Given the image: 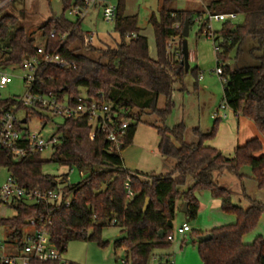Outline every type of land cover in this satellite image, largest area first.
Here are the masks:
<instances>
[{"label": "trees", "instance_id": "trees-1", "mask_svg": "<svg viewBox=\"0 0 264 264\" xmlns=\"http://www.w3.org/2000/svg\"><path fill=\"white\" fill-rule=\"evenodd\" d=\"M83 1L62 0L63 14L42 27L45 37L42 46L37 45L23 28L17 27L15 16L1 15L6 5L1 8L0 67L20 66L36 58L39 48L45 53L59 55L72 66L60 69L43 65L41 82L35 90L53 93L61 101L67 99L72 106L82 96L109 105L113 114L131 122L125 144L110 152L104 134L91 140L89 121L83 118L64 120L57 125L55 135L59 143L49 159L43 158L41 152H28L17 158L11 150L0 148V167L5 168L22 188L50 191L63 185L60 204H35L27 200L7 204V209L15 210L16 215L0 216V228L9 232L8 237L20 252L24 234L30 230L29 222L35 220L38 226H46L51 245L62 255L71 241H95L105 247L103 230L118 227L125 237L115 245L125 249L128 264H150L156 250L171 246L168 237L173 235L177 201L188 204L186 215L195 221L200 211L196 195L209 190L221 201L222 210L234 215L236 221L205 234L196 232V247L203 264H264V237L258 236L251 244L243 241L258 226L264 214V203L247 195L241 174L242 169L249 168L258 189L264 190V0H211L208 5L209 15L234 13L242 19L241 24L224 22L221 30L213 33L217 63L222 65L225 81L223 102L236 116L252 121L262 135V139L253 138L239 145L231 158L205 145L216 138L222 119H215L210 131L193 129L197 142L192 144L185 141L187 126L184 123L167 126L174 108L175 85L184 86L190 72L197 82L200 78L198 68L186 71L182 54L185 23L189 21L190 27L194 24L195 12L175 11L170 7L174 0L163 1L159 17L153 15L150 19L157 52L154 60L149 53L148 39L140 35L138 17L125 15L127 0H113L118 8L114 31L119 41L115 48L100 49L99 57L94 59L82 53L83 50L96 51L85 44L82 21L66 16L72 7L83 5ZM177 23L182 25L180 31L174 28ZM200 26L199 35L205 34L209 18ZM70 32L67 40H63V35ZM129 34H136L137 38L127 39ZM175 37L180 38V44L171 50L169 45ZM248 38L259 43L263 52L260 65L242 69L229 65L233 52ZM160 98L165 101L161 109L158 108ZM18 105V99H0V131L5 112ZM20 110L25 112L27 122L30 117L49 120L47 114L50 112L39 106L20 105L17 111ZM150 116H157V123L152 125L158 131L160 153L177 162L167 175L129 171L121 156V152L133 144L138 125L150 124L145 121V117ZM49 164L69 171L75 169L83 173V178L77 184H70L66 174L58 182V177L44 174L43 168ZM226 171L242 183L243 197L249 203L247 209L234 205L232 193L216 183V175ZM190 178L192 186L182 192L180 188ZM127 183L134 194L132 199L127 198ZM147 200L149 204L144 212ZM66 201H70L69 207L65 206ZM160 232L163 238L159 237ZM206 235L211 238L203 241ZM0 264L3 263L0 261ZM29 264L59 263L32 260Z\"/></svg>", "mask_w": 264, "mask_h": 264}, {"label": "rangeland", "instance_id": "rangeland-1", "mask_svg": "<svg viewBox=\"0 0 264 264\" xmlns=\"http://www.w3.org/2000/svg\"><path fill=\"white\" fill-rule=\"evenodd\" d=\"M113 1V0H112ZM164 0H128L127 11L137 15L138 27L148 40H149V53L151 58H157L156 42L154 29L150 23L153 15L159 17V11L162 7ZM116 3V1H113ZM188 0H174L171 3V9L181 10L187 7ZM6 8L1 15L15 16L18 20L17 27L23 28L26 33L35 40L37 45H44L45 37L43 35L42 27L52 18L60 17L63 14L62 0H6L0 2V9ZM195 14L202 11V5L196 1L194 5ZM82 23L83 31L98 32V39L93 42L92 47L96 51L83 50L82 53L94 59H97L100 54V49L115 48L119 41L118 34L114 31V24L107 23L101 18V7H97L91 11ZM68 18V13L66 14ZM98 16V18H97ZM198 18V17H197ZM194 18V21L197 19ZM73 20V18H70ZM208 15H205V20ZM241 24L242 19L238 18L235 22ZM211 29L213 33L221 30L223 23L211 22ZM181 24L177 23L174 28L178 31L181 30ZM201 26L194 23L190 27V35L188 38V47L190 53V69L198 68L200 76L203 79L197 80L190 72L185 79L184 86L176 84L174 87V108L172 114L167 121L168 127H174L181 122L187 126V133L185 141L188 144L197 142V138L193 135V129L201 128L203 131H210L214 126V120L211 118L217 111H222L223 98H224V84L217 74L218 67L216 51L213 39H208L205 34L199 35ZM180 38L175 37L170 42L169 47L175 50L179 47ZM263 52L260 50L259 43L253 38H248L240 49L233 52L229 65L236 68L256 67L260 65V59ZM9 75L12 82L4 88L0 87V99L15 98L23 100L28 93V85L25 81L26 72L22 66L0 67L1 75ZM165 101L160 98L158 108H163ZM229 111V110H227ZM25 116L23 110L18 111L17 117L21 119ZM48 121H43L35 117H30L26 128L32 133H40L45 139H49L56 133L57 125L63 123V120L54 117L51 113L47 114ZM145 121L150 124L140 123L137 127L136 135L133 144L121 152V156L125 161V167L129 171L144 172L147 174L155 173L156 175H167L170 170L169 166L172 165L173 160L166 159L159 151L158 146L160 138L158 131L152 124L157 123V116L145 117ZM219 125L218 133L220 132ZM217 133V135H218ZM217 137V136H216ZM217 138L210 143L216 141ZM52 152L46 151L43 153V158L49 159ZM44 174L58 177V182H61L63 175L69 174V183H79L83 176L77 170L70 171L57 164H49L43 168ZM244 176V188L248 196L253 186L256 183L252 179L251 170L244 168L241 171ZM9 174L5 168L0 167V188L7 181ZM192 179H188L187 183L180 188L182 192H186L192 186ZM216 183L221 187H227L232 193L233 204L240 206L244 209L249 207V203L243 197L242 183L238 177L224 172L221 176L216 175ZM61 187V184L59 185ZM257 192V191H256ZM254 193V197H259V193ZM200 203V211L195 221L188 219L186 213L183 212V201H177L176 217L174 221L173 237L174 241L168 249L156 250L153 254L150 264L155 258H170L175 264H203L197 247H196V232L207 233L211 230L233 224L236 221L234 215L225 213L222 210L221 201L215 199L209 190L199 192L196 195ZM3 217L11 218L16 215L15 210L4 209L1 214ZM185 225L190 228L189 232L183 234L179 233ZM28 232V231H26ZM25 232V233H26ZM1 237L0 243L5 244L9 242V232L0 228ZM4 233V235H3ZM25 235V234H24ZM264 237V214L261 216L258 226L244 237L245 244H251L258 237ZM125 235L121 228L108 227L102 232V241L107 243L105 247H101L95 241H71L66 246V252L62 254V260L70 264H120L121 260L127 259L125 249L116 247V242ZM8 245V244H6ZM10 245V244H9ZM16 245H10L9 249L14 251Z\"/></svg>", "mask_w": 264, "mask_h": 264}, {"label": "built area", "instance_id": "built-area-1", "mask_svg": "<svg viewBox=\"0 0 264 264\" xmlns=\"http://www.w3.org/2000/svg\"><path fill=\"white\" fill-rule=\"evenodd\" d=\"M83 5L74 6L68 12L70 18L75 21H82L97 7H101L103 21L115 24L117 19V4L112 0H84ZM209 26L205 30V34L214 38L211 22H235L239 16L230 14L209 15ZM202 18H197L196 23L201 25ZM71 35L66 33L63 35V40ZM52 38L55 36V31L50 35ZM127 39L137 38L136 34H129ZM96 40V34H86V46H92ZM37 57L26 60L21 65L26 72L25 81L28 85V93L23 100L19 101L16 108L6 111L2 118V126L0 131V148L9 149L13 152L15 157H24L28 152H41L52 151L59 143V137L53 135L49 139H45L40 133H32L26 128L27 120L23 117L18 119L17 113L20 105L26 107L39 106L49 111L53 116L64 120H80L87 118L91 128L90 138L95 140L99 134H104L110 144V152L119 150L125 144V139L131 122L122 119L118 114L112 113L111 107L99 101L82 96L78 99L76 105L72 106L68 103L67 99L59 100L53 93H42L40 89L37 91L35 87L41 82V68L43 65H50L60 69H66L72 65L62 59L59 55L45 53L43 48L37 51ZM41 59V60H40ZM216 74L222 78L223 70L222 65H218ZM203 77L200 76V80ZM223 80V79H222ZM12 82L9 75H1L0 87L4 88ZM222 111L216 112L213 115L214 119H226L227 116L223 111L227 109L226 105L222 106ZM26 122V123H23ZM26 130L28 132H26ZM75 169H71L70 173ZM69 175V174H68ZM81 177L83 173H80ZM69 180V178H68ZM127 198L132 199L134 194L130 189V184H126ZM27 200L35 204H60L63 201V185L58 189L50 191L41 190H27L19 186L12 176H8L7 181L0 188V216L2 211L7 209V204L15 201ZM65 206H70V201L65 202ZM43 220H41L42 222ZM30 230L25 233L23 237V248L20 252L16 249L10 250V245H15L12 240L8 243H0V261L3 264H29L32 260L43 262H58L59 264H70L62 260L61 253L51 245L49 233L46 226H38L35 220L29 222ZM190 228L185 225L179 229V233L183 234L189 232ZM169 242L174 241L171 235L168 237ZM8 244V245H6ZM10 244V245H9ZM120 264H128L127 260H121ZM152 264H175L170 258L153 259Z\"/></svg>", "mask_w": 264, "mask_h": 264}, {"label": "crops", "instance_id": "crops-1", "mask_svg": "<svg viewBox=\"0 0 264 264\" xmlns=\"http://www.w3.org/2000/svg\"><path fill=\"white\" fill-rule=\"evenodd\" d=\"M196 1L197 0H188V4L186 5L187 7H184V9L175 10V11L195 12L194 5L196 4ZM198 1H199V4L202 5V9L203 10L198 12L197 16L196 15H194V16L196 18L197 17L198 18H202V21H203V20H205V15H208V13H209L208 5H209L211 0H198ZM127 4H128V0H127V3H126V12H125L126 17L137 16V15H134V14H132V13L127 11ZM97 18H98V16H97ZM101 18H102V15H101ZM195 22H196V20L194 21V23ZM198 25H200V24H198ZM90 33H95L96 34V39H98V32H96V31H93V32L87 31L86 32V34H90ZM140 35L144 36L143 34H141V31H140ZM205 35H206V37L208 39H211V40L214 39V38L209 37L207 34H205ZM148 43H149V40H148ZM214 47H215V44H214ZM149 48H150V45H149ZM215 51H216V47H215ZM154 60H156V59H154ZM202 77H203V75H202ZM227 110H229V111H227ZM217 112H219V111H217ZM223 112H224V114H226L227 118L226 119H222V124L220 126L221 129H220V132L218 133V135L216 137L217 139L213 143H210L211 141L206 142V144H205L206 146L213 147V148L221 151L226 157L231 158L234 155L235 149L239 145H243L247 141H249V140H251L253 138L262 139V135L258 132V130L254 126L252 121H250V120H248V119H246L244 117H241V116L240 117L236 116L233 113V111H231L229 108H227ZM211 118L215 121V119L213 118V115L211 116ZM181 123H184V122H181ZM165 158L169 159L167 157H165ZM173 161H174V163L172 165L168 164V162L166 163L169 166V169H167V170H170L168 174H170L175 169V167L177 165V162L175 160H173ZM124 163H125V161H124ZM135 172H139V171H135ZM139 173H144V172H139ZM144 174H147V173H144ZM218 175L221 176L222 174H218ZM224 188H227V187H224ZM255 192L259 193L258 194L259 197H257V199L256 198L255 199L252 198V197H254L253 194ZM250 197L253 200H256V201L264 203V190H259L258 187L253 186L252 190L250 192ZM228 225H231V224H228ZM3 235H4V233H3ZM1 237H3V236L0 233V240H1ZM9 240H11V238H9Z\"/></svg>", "mask_w": 264, "mask_h": 264}, {"label": "water", "instance_id": "water-1", "mask_svg": "<svg viewBox=\"0 0 264 264\" xmlns=\"http://www.w3.org/2000/svg\"><path fill=\"white\" fill-rule=\"evenodd\" d=\"M190 35V24L189 21H186L185 23V27L183 30V42H182V54H183V64L186 67V71L188 72L190 70V64H189V60H190V53H189V47H188V38ZM26 123V122H23ZM148 204H149V200H147V203L145 205L144 208V212H146L147 208H148ZM188 210V204H185L183 207V212L187 213ZM159 237L163 238V232L159 233ZM211 238L210 235H206L202 238L203 241H208Z\"/></svg>", "mask_w": 264, "mask_h": 264}]
</instances>
